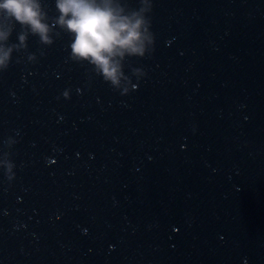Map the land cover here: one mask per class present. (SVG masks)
Returning a JSON list of instances; mask_svg holds the SVG:
<instances>
[{"label": "water", "instance_id": "obj_1", "mask_svg": "<svg viewBox=\"0 0 264 264\" xmlns=\"http://www.w3.org/2000/svg\"><path fill=\"white\" fill-rule=\"evenodd\" d=\"M148 15L127 93L58 28L0 41V264H264V0Z\"/></svg>", "mask_w": 264, "mask_h": 264}, {"label": "clouds", "instance_id": "obj_2", "mask_svg": "<svg viewBox=\"0 0 264 264\" xmlns=\"http://www.w3.org/2000/svg\"><path fill=\"white\" fill-rule=\"evenodd\" d=\"M152 8L153 0H140V7L131 11L122 0H56L59 15L50 18L42 0H0V21L7 22L6 27L0 23V41L7 40L18 23L21 41L31 34L51 45L60 35L58 28L71 36L72 60L87 62L106 82L127 93L135 85H125V60L153 50L155 37L148 15ZM11 51L0 46V70L8 68ZM137 71L145 75L142 69Z\"/></svg>", "mask_w": 264, "mask_h": 264}]
</instances>
